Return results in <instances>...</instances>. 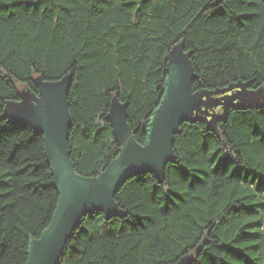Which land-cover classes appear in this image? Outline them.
<instances>
[{
	"label": "trees",
	"instance_id": "obj_1",
	"mask_svg": "<svg viewBox=\"0 0 264 264\" xmlns=\"http://www.w3.org/2000/svg\"><path fill=\"white\" fill-rule=\"evenodd\" d=\"M177 43L201 108L225 111L183 120L164 176L128 177L120 214H87L59 264H264V0H0V264L27 263L59 200L43 135L10 120L7 102L71 77L68 146L97 176L120 153L111 103L146 143ZM240 84L256 104L216 94Z\"/></svg>",
	"mask_w": 264,
	"mask_h": 264
},
{
	"label": "water",
	"instance_id": "obj_2",
	"mask_svg": "<svg viewBox=\"0 0 264 264\" xmlns=\"http://www.w3.org/2000/svg\"><path fill=\"white\" fill-rule=\"evenodd\" d=\"M194 77L189 53L182 48L179 56H170L163 96L146 123L150 135L144 144L134 136L127 105L117 100L111 103L106 118L120 153L97 176L76 170L68 146L73 126L69 108L71 77L50 82L38 80L39 94L28 92L25 117L14 122H25L43 135L59 200L50 224L39 237L30 239L26 264H59L71 235L87 214L101 211L108 218L119 215L115 196L128 177L147 171L156 177L164 176L166 165L176 161L174 137L180 123L202 114L199 109L204 104V93L194 92Z\"/></svg>",
	"mask_w": 264,
	"mask_h": 264
},
{
	"label": "rangeland",
	"instance_id": "obj_3",
	"mask_svg": "<svg viewBox=\"0 0 264 264\" xmlns=\"http://www.w3.org/2000/svg\"><path fill=\"white\" fill-rule=\"evenodd\" d=\"M181 51H182V45H181V43H177L173 46L171 53H170V56L171 55L174 57L179 56L181 54ZM233 88H238V90L242 91L243 94H245V95L248 94V98L246 100L248 103L256 104L255 102H253V101H255L254 100L255 97L252 95L253 92H248V90H245L241 84L238 86H233V87L226 89V90H223V91H217L216 94L217 95L221 94V93L223 94L224 92H228V91L232 90ZM22 93L24 96L22 100H18V101L10 100L6 104L5 115L8 116V118L12 121H18L22 117L23 118L25 117V113H26L25 110H27V102H25L27 95H28L27 89L23 90ZM256 100L257 101L264 100V89L260 90L259 93H256ZM199 111L202 112V115L204 118L211 120L213 117H216L217 115H220L225 111V102L224 103L217 102V104L210 105L208 108H200Z\"/></svg>",
	"mask_w": 264,
	"mask_h": 264
}]
</instances>
